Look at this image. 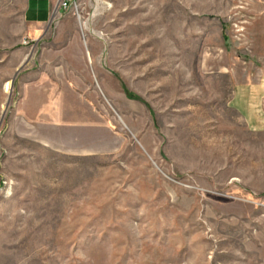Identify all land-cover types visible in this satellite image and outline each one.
<instances>
[{"label": "rangeland", "instance_id": "1", "mask_svg": "<svg viewBox=\"0 0 264 264\" xmlns=\"http://www.w3.org/2000/svg\"><path fill=\"white\" fill-rule=\"evenodd\" d=\"M26 5L0 0V264H264V0H74L37 36Z\"/></svg>", "mask_w": 264, "mask_h": 264}, {"label": "crops", "instance_id": "2", "mask_svg": "<svg viewBox=\"0 0 264 264\" xmlns=\"http://www.w3.org/2000/svg\"><path fill=\"white\" fill-rule=\"evenodd\" d=\"M58 0H27V5L24 13V18L27 24L32 28V34L35 36L41 35L42 31L49 26L52 20V12L55 4ZM260 91L264 92V86L258 87ZM249 92H245L241 100L249 99ZM242 114L246 116L245 110L240 109ZM264 117V116H263ZM246 118H248L246 116ZM261 120L250 121L247 119V123L250 126L259 127L264 125V118ZM257 129V128H256Z\"/></svg>", "mask_w": 264, "mask_h": 264}, {"label": "built area", "instance_id": "3", "mask_svg": "<svg viewBox=\"0 0 264 264\" xmlns=\"http://www.w3.org/2000/svg\"><path fill=\"white\" fill-rule=\"evenodd\" d=\"M73 2L74 0H58L56 5V11L57 9L59 11H67L72 6Z\"/></svg>", "mask_w": 264, "mask_h": 264}, {"label": "bare ground", "instance_id": "4", "mask_svg": "<svg viewBox=\"0 0 264 264\" xmlns=\"http://www.w3.org/2000/svg\"><path fill=\"white\" fill-rule=\"evenodd\" d=\"M9 84H7V87H8ZM10 87V86H9Z\"/></svg>", "mask_w": 264, "mask_h": 264}]
</instances>
